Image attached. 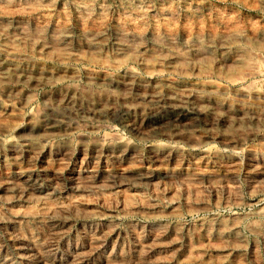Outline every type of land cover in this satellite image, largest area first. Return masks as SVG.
<instances>
[{
  "label": "bare ground",
  "instance_id": "1",
  "mask_svg": "<svg viewBox=\"0 0 264 264\" xmlns=\"http://www.w3.org/2000/svg\"><path fill=\"white\" fill-rule=\"evenodd\" d=\"M118 1L112 14L104 0H0V82L57 84L78 77L82 66L89 89L81 96L120 105L131 128L138 129L133 115L151 114L161 125L206 110L238 125L264 122V23L193 0L179 13L172 0L156 7ZM57 95L71 103L75 94ZM16 113L0 102V130L17 126ZM91 148L96 156L77 162L60 148L4 143L0 264H263L256 242L264 247V209L215 212L246 202L238 157L159 143L145 159L123 141ZM254 150L246 154V178L262 193L264 153ZM155 170L166 172L163 181ZM186 214L201 216L186 224ZM245 229L253 240L248 256Z\"/></svg>",
  "mask_w": 264,
  "mask_h": 264
},
{
  "label": "rangeland",
  "instance_id": "2",
  "mask_svg": "<svg viewBox=\"0 0 264 264\" xmlns=\"http://www.w3.org/2000/svg\"><path fill=\"white\" fill-rule=\"evenodd\" d=\"M104 1L105 4H108L111 11H113L112 14H116L119 1ZM161 1L147 0L150 5H155V7ZM172 1L174 2V7L177 9L175 13L181 12L184 0ZM193 1L197 4L200 3V5L206 8H211L213 11L223 8L232 11L239 17H246V19L264 23V3H262L263 6L261 8L260 6L250 7L234 0ZM69 2L71 0H62L65 6ZM83 68L79 66L78 77L57 84L45 81L36 83L32 81L26 82L25 79L15 78L14 76L8 77L5 82H0V102L11 105L17 111V126L10 127L9 130H0V151L3 149L4 143L9 140L19 146L29 143L36 149L45 148L47 153L51 149L60 148L63 151L69 152L72 159L76 161L79 158L82 159L84 154H87L89 157L96 156V152L91 147L93 145L100 146L101 144H106V142L123 141L128 143V145L135 147L143 159L147 158L148 146L152 144L167 145L171 149H194L196 153L203 152L209 148L225 156L238 157L240 164L235 174L238 180V189L246 201L245 204L239 207H221L216 209L215 212L219 215L232 213L245 215L250 214L258 207L264 209V192L254 193L250 190L245 170V160L248 150L255 149L254 151L264 153V122H247L238 125L235 120L234 122L224 117V112L206 110L207 112L205 111L202 115L190 116L186 121L181 118L175 120V117L169 116L168 120L162 122L161 125L156 124V117L151 114H144L143 116L133 115L131 118L137 124L138 129L131 128V126L125 125L128 115L120 105L110 104L108 107L102 106L96 99L81 96V91L89 89V84L82 74ZM259 79L263 80L264 77ZM108 88L113 91L112 93L117 89L115 86ZM68 91L71 94H75L71 98L73 102H58L57 97L56 99L54 98L56 94L61 96ZM209 124L212 125L210 126ZM103 140H105L104 143ZM79 151H83V154ZM143 168V172H148L146 167ZM137 170L139 171L138 173H142V170ZM163 172V170L154 171L156 182L165 179L166 172ZM94 202L97 201L93 200ZM200 216L201 214H186L182 218V221L186 224L189 222L191 224ZM262 219H264V215ZM244 231L247 236L246 241L249 243L247 249L244 250V255L248 256L253 240L250 232H247L246 229ZM256 245L259 249V259L264 264V247L260 240L256 242Z\"/></svg>",
  "mask_w": 264,
  "mask_h": 264
}]
</instances>
